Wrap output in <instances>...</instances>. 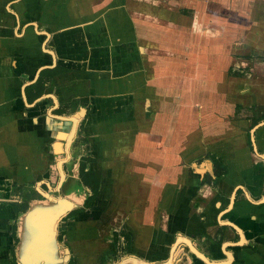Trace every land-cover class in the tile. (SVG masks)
<instances>
[{
    "label": "crops",
    "instance_id": "obj_1",
    "mask_svg": "<svg viewBox=\"0 0 264 264\" xmlns=\"http://www.w3.org/2000/svg\"><path fill=\"white\" fill-rule=\"evenodd\" d=\"M66 205L56 264H264V0H0V264Z\"/></svg>",
    "mask_w": 264,
    "mask_h": 264
},
{
    "label": "water",
    "instance_id": "obj_2",
    "mask_svg": "<svg viewBox=\"0 0 264 264\" xmlns=\"http://www.w3.org/2000/svg\"><path fill=\"white\" fill-rule=\"evenodd\" d=\"M81 114V113H80ZM78 116H76L72 121L75 124L77 122ZM69 207H64L60 212L55 214L49 220V227L45 228L43 225H38V232L33 239L28 243L24 249V254L20 258V264H56L53 256V244L56 238L55 226L60 222L67 214ZM47 216L46 214H43ZM52 228V229H51Z\"/></svg>",
    "mask_w": 264,
    "mask_h": 264
},
{
    "label": "trees",
    "instance_id": "obj_3",
    "mask_svg": "<svg viewBox=\"0 0 264 264\" xmlns=\"http://www.w3.org/2000/svg\"><path fill=\"white\" fill-rule=\"evenodd\" d=\"M80 178L81 180L86 184L89 183L92 187V194L89 196L85 203V207H89L92 201L95 198V195L97 194V189L100 181V173L98 172H85V167L84 164L81 165V170H80ZM72 262L70 261L69 264Z\"/></svg>",
    "mask_w": 264,
    "mask_h": 264
},
{
    "label": "bare ground",
    "instance_id": "obj_4",
    "mask_svg": "<svg viewBox=\"0 0 264 264\" xmlns=\"http://www.w3.org/2000/svg\"><path fill=\"white\" fill-rule=\"evenodd\" d=\"M66 206H67V205H66ZM66 208H67V207H66ZM48 218H50V219H51L52 217L50 216V217H48Z\"/></svg>",
    "mask_w": 264,
    "mask_h": 264
}]
</instances>
